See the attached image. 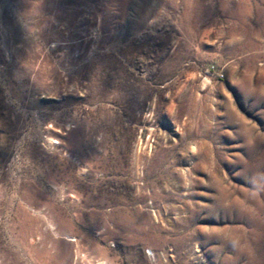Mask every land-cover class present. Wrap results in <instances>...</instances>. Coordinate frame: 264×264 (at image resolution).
I'll return each mask as SVG.
<instances>
[{"label":"rangeland","instance_id":"374dc122","mask_svg":"<svg viewBox=\"0 0 264 264\" xmlns=\"http://www.w3.org/2000/svg\"><path fill=\"white\" fill-rule=\"evenodd\" d=\"M0 264H264V0H0Z\"/></svg>","mask_w":264,"mask_h":264},{"label":"built area","instance_id":"2783aa9c","mask_svg":"<svg viewBox=\"0 0 264 264\" xmlns=\"http://www.w3.org/2000/svg\"><path fill=\"white\" fill-rule=\"evenodd\" d=\"M218 76H219V77H222V74H221V73H219V74H218Z\"/></svg>","mask_w":264,"mask_h":264},{"label":"bare ground","instance_id":"6f19581e","mask_svg":"<svg viewBox=\"0 0 264 264\" xmlns=\"http://www.w3.org/2000/svg\"><path fill=\"white\" fill-rule=\"evenodd\" d=\"M102 263V262H101Z\"/></svg>","mask_w":264,"mask_h":264}]
</instances>
